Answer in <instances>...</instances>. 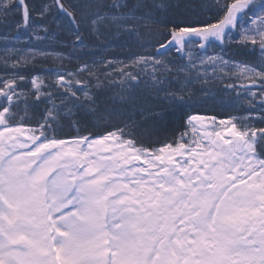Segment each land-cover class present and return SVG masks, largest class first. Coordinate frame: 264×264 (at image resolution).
Wrapping results in <instances>:
<instances>
[{
    "label": "snow or ice",
    "instance_id": "obj_1",
    "mask_svg": "<svg viewBox=\"0 0 264 264\" xmlns=\"http://www.w3.org/2000/svg\"><path fill=\"white\" fill-rule=\"evenodd\" d=\"M0 264H264V0H0Z\"/></svg>",
    "mask_w": 264,
    "mask_h": 264
},
{
    "label": "trees",
    "instance_id": "obj_2",
    "mask_svg": "<svg viewBox=\"0 0 264 264\" xmlns=\"http://www.w3.org/2000/svg\"><path fill=\"white\" fill-rule=\"evenodd\" d=\"M108 52L115 53L117 59L124 60L126 59V54L128 52V49H120L119 47H110L108 49ZM41 67H54V65H52L51 62H49L48 64L42 65ZM201 114L217 115L219 118H228L229 116L243 114V111L239 106L232 108V107H220V106L212 107L211 105H209L207 109L201 110ZM171 131H172V127L170 126L168 129L163 131L157 130V132L151 134V136L152 139H155L156 135L163 137L164 135L167 134L170 136ZM145 134H149L148 130H145ZM157 147H159V145H157Z\"/></svg>",
    "mask_w": 264,
    "mask_h": 264
},
{
    "label": "rangeland",
    "instance_id": "obj_3",
    "mask_svg": "<svg viewBox=\"0 0 264 264\" xmlns=\"http://www.w3.org/2000/svg\"><path fill=\"white\" fill-rule=\"evenodd\" d=\"M207 115H208V114H207ZM218 119H227V118H219V117H218Z\"/></svg>",
    "mask_w": 264,
    "mask_h": 264
}]
</instances>
